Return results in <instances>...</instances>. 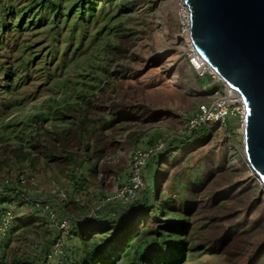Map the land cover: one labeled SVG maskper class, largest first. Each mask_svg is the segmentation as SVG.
Listing matches in <instances>:
<instances>
[{
	"label": "rangeland",
	"instance_id": "1",
	"mask_svg": "<svg viewBox=\"0 0 264 264\" xmlns=\"http://www.w3.org/2000/svg\"><path fill=\"white\" fill-rule=\"evenodd\" d=\"M182 6L0 0V264H264L242 103L192 64Z\"/></svg>",
	"mask_w": 264,
	"mask_h": 264
},
{
	"label": "water",
	"instance_id": "2",
	"mask_svg": "<svg viewBox=\"0 0 264 264\" xmlns=\"http://www.w3.org/2000/svg\"><path fill=\"white\" fill-rule=\"evenodd\" d=\"M198 56L244 105V153L264 186V0H184Z\"/></svg>",
	"mask_w": 264,
	"mask_h": 264
},
{
	"label": "built area",
	"instance_id": "3",
	"mask_svg": "<svg viewBox=\"0 0 264 264\" xmlns=\"http://www.w3.org/2000/svg\"><path fill=\"white\" fill-rule=\"evenodd\" d=\"M191 62L192 64L194 63L193 60ZM219 109L221 110L219 111ZM225 109V103L222 102V100L218 103H215L213 110H207L206 108H202L199 114L193 120L190 121V130L196 129L197 126L202 127V122H204L206 118L207 120L212 119L214 115H216V118H224L227 115V113L224 111ZM217 111L218 114H215V112ZM163 148L164 144L162 142H159L149 150L135 154L132 159L131 179L129 183L118 191V194L115 198H108L107 201L117 199L121 200L124 204H129L133 202L144 187L143 168L147 165L148 160L154 157V155H156L160 151H163ZM37 206L40 210H43L44 213H47V210L43 208V206ZM67 222L64 221L61 224V230L63 232L61 233V237L59 240L61 242H64V237H66V235H69L70 233V226Z\"/></svg>",
	"mask_w": 264,
	"mask_h": 264
},
{
	"label": "bare ground",
	"instance_id": "4",
	"mask_svg": "<svg viewBox=\"0 0 264 264\" xmlns=\"http://www.w3.org/2000/svg\"><path fill=\"white\" fill-rule=\"evenodd\" d=\"M183 9H182V14L185 16V19H186V25H187V28H186V37H187V42H188V44H189V46H190V49L192 50V52H193V56H194V59H193V64L195 65V67H196V69H198V70H200V71H210V72H212L213 73V75L217 78V79H219V77L213 72V70L207 65V64H205L204 62H203V60L198 56V54L196 53V51H195V49L193 48V45L191 44V41H190V39H189V35H188V9H187V7L185 6V4H184V0H183ZM220 80V79H219ZM228 88V87H227ZM228 90H229V93L231 94V95H235V97H237L238 99H239V101L242 103V101H241V98H240V96L236 93V92H234L233 90H231L230 88H228ZM236 98V99H237ZM242 111H243V113H244V105H243V103H242ZM243 119H244V116H243ZM243 126H244V124H243ZM243 158H244V160H246V163H247V165H248V167H249V170H250V172H251V174L253 175V176H255L257 179H258V181H260V179L258 178V176L255 174V172L250 168V166H249V163L247 162V159H246V156H245V153L243 152ZM260 183H261V181H260ZM261 185L263 186V184L261 183ZM264 187V186H263Z\"/></svg>",
	"mask_w": 264,
	"mask_h": 264
},
{
	"label": "trees",
	"instance_id": "5",
	"mask_svg": "<svg viewBox=\"0 0 264 264\" xmlns=\"http://www.w3.org/2000/svg\"><path fill=\"white\" fill-rule=\"evenodd\" d=\"M202 130H203V131L205 130V126H202ZM155 157H156V156H155ZM90 218H92V217H90ZM70 231L72 232V229H71ZM114 237H116V239H114V240H117V238H118V234L115 235ZM86 255H87L88 258H91V257H92V254H91L90 252H87V251H86Z\"/></svg>",
	"mask_w": 264,
	"mask_h": 264
}]
</instances>
